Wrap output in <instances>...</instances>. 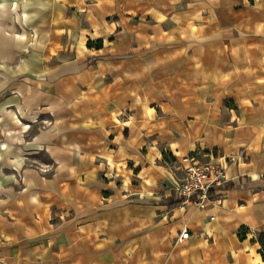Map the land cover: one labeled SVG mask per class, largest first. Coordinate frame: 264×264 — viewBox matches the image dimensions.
Returning a JSON list of instances; mask_svg holds the SVG:
<instances>
[{"label":"crops","instance_id":"1","mask_svg":"<svg viewBox=\"0 0 264 264\" xmlns=\"http://www.w3.org/2000/svg\"><path fill=\"white\" fill-rule=\"evenodd\" d=\"M190 157L218 201L175 193ZM260 233L264 0H0V264H264Z\"/></svg>","mask_w":264,"mask_h":264},{"label":"built area","instance_id":"2","mask_svg":"<svg viewBox=\"0 0 264 264\" xmlns=\"http://www.w3.org/2000/svg\"><path fill=\"white\" fill-rule=\"evenodd\" d=\"M190 164L182 169V177L178 180L175 193L184 202L195 203L202 206L209 199L210 194L216 196L218 201L223 186L226 183L225 167L218 163H200L193 157ZM188 236L186 229L181 230L177 241Z\"/></svg>","mask_w":264,"mask_h":264},{"label":"trees","instance_id":"3","mask_svg":"<svg viewBox=\"0 0 264 264\" xmlns=\"http://www.w3.org/2000/svg\"><path fill=\"white\" fill-rule=\"evenodd\" d=\"M92 45L91 42L88 43ZM96 45H99L98 43ZM163 157L166 158V153L163 152ZM258 241L261 243L262 248L264 249V235L262 233L259 234Z\"/></svg>","mask_w":264,"mask_h":264}]
</instances>
